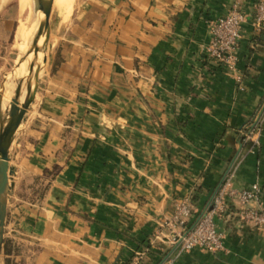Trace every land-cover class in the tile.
I'll return each mask as SVG.
<instances>
[{
	"label": "crops",
	"instance_id": "obj_1",
	"mask_svg": "<svg viewBox=\"0 0 264 264\" xmlns=\"http://www.w3.org/2000/svg\"><path fill=\"white\" fill-rule=\"evenodd\" d=\"M264 0H83L54 43L13 143L12 264H264V232L232 206L226 251L178 254L155 233L189 201L195 218L226 179L264 183V34L245 25L237 82L206 57L210 21ZM62 19V18H61ZM63 19H66L63 16ZM261 126L258 147L245 130ZM264 204V196L262 198Z\"/></svg>",
	"mask_w": 264,
	"mask_h": 264
},
{
	"label": "built area",
	"instance_id": "obj_2",
	"mask_svg": "<svg viewBox=\"0 0 264 264\" xmlns=\"http://www.w3.org/2000/svg\"><path fill=\"white\" fill-rule=\"evenodd\" d=\"M250 24L257 34H264V1L258 2L253 11L246 12L240 4H234L227 14L210 24L211 38L206 47L208 58L222 67L237 82L242 76L237 67V51L243 38L245 25ZM245 138L254 147H258L261 138V126L255 125L245 133ZM232 176L221 186L214 205L198 217L195 208L189 201L180 202L176 206L173 218L157 230L151 244L164 242L178 247V254L199 247L210 253L225 252L224 235L217 227V218L228 208H239L237 216L241 222L256 230L264 232V183H255L251 188L238 190L232 186ZM146 254L137 252L134 264H139ZM175 256L168 253L159 264H173Z\"/></svg>",
	"mask_w": 264,
	"mask_h": 264
},
{
	"label": "water",
	"instance_id": "obj_3",
	"mask_svg": "<svg viewBox=\"0 0 264 264\" xmlns=\"http://www.w3.org/2000/svg\"><path fill=\"white\" fill-rule=\"evenodd\" d=\"M56 0H34L36 28L28 49L17 61L10 75L14 76L22 64L28 62V75L15 78L9 108L2 110L3 94L0 100V264L5 247V230L8 215V198L13 184L15 170L10 167L13 143L31 109L41 87L52 52V21ZM6 81L3 85L5 90Z\"/></svg>",
	"mask_w": 264,
	"mask_h": 264
},
{
	"label": "rangeland",
	"instance_id": "obj_4",
	"mask_svg": "<svg viewBox=\"0 0 264 264\" xmlns=\"http://www.w3.org/2000/svg\"><path fill=\"white\" fill-rule=\"evenodd\" d=\"M31 16L32 27H34V0ZM83 0H57L53 17V37L57 44L61 35L70 27L72 16L82 4ZM57 5V6H56ZM67 6V8H66ZM28 14V13H27ZM26 14V16H27ZM63 14V15H62ZM63 16L66 19H63ZM62 18V19H61ZM19 19L17 0H5L0 7V96H2L3 85L10 79V73L18 60L19 52L14 48V31ZM33 32V28H32ZM18 144L12 147V165L17 164ZM19 158V157H18ZM6 245V242H5ZM5 252V247H4ZM5 253L2 256V264H5Z\"/></svg>",
	"mask_w": 264,
	"mask_h": 264
},
{
	"label": "bare ground",
	"instance_id": "obj_5",
	"mask_svg": "<svg viewBox=\"0 0 264 264\" xmlns=\"http://www.w3.org/2000/svg\"><path fill=\"white\" fill-rule=\"evenodd\" d=\"M4 1L5 0H0V7ZM17 5H18L19 19L13 34L14 35L13 44H14V48L19 52L18 59H16L19 60L21 56L25 54V52L28 49L29 43L31 42V39L33 37L36 28L37 20L36 21L34 20V27H32L31 13L33 11L32 9L33 2L31 3V0H17ZM32 28H33V32H32ZM27 65L28 62L22 64V66L18 70H16L14 76L10 75V79H8L7 81L5 90L2 92L3 94L2 110L4 112L9 108V100L12 96L15 78H24L28 75ZM0 100H1V96H0Z\"/></svg>",
	"mask_w": 264,
	"mask_h": 264
},
{
	"label": "trees",
	"instance_id": "obj_6",
	"mask_svg": "<svg viewBox=\"0 0 264 264\" xmlns=\"http://www.w3.org/2000/svg\"><path fill=\"white\" fill-rule=\"evenodd\" d=\"M224 16V15H223ZM220 17H222V16H220ZM220 17H218V18H220ZM218 18H215L214 20H216V19H218ZM214 20H212V21H210V23H209V29H210V24H211V22H213ZM206 57H207V59H208V61H210V62H212L209 58H208V56H207V53H206ZM213 63V62H212ZM216 65V64H215ZM217 66V65H216ZM219 69H222V70H224L222 67H220V66H217ZM225 71V70H224ZM226 72V71H225ZM251 130V128L250 127H248V128H246V130H245V133L246 132H248V131H250ZM10 252H11V244H10V242L9 241H6V245H5V256H6V258H5V264H12V262H11V260H10V258H9V254H10ZM166 255V253H162V252H159V258H158V260H157V262L155 263V264H159L161 261H162V259L164 258V256Z\"/></svg>",
	"mask_w": 264,
	"mask_h": 264
}]
</instances>
